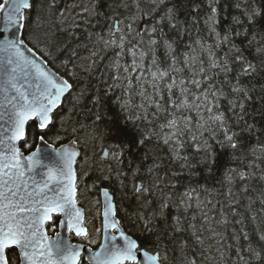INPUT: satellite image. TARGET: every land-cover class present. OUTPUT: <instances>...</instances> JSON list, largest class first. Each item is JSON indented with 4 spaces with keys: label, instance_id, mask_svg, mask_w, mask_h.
Instances as JSON below:
<instances>
[{
    "label": "snow or ice",
    "instance_id": "obj_1",
    "mask_svg": "<svg viewBox=\"0 0 264 264\" xmlns=\"http://www.w3.org/2000/svg\"><path fill=\"white\" fill-rule=\"evenodd\" d=\"M221 2L207 0L210 12L205 15L204 24L208 29V39L213 43L208 44L205 37L198 36L195 46L187 45L188 51L183 53L180 52L183 43L180 37L189 34L191 26L199 18L201 5L194 0L191 11L196 15L191 21L186 19L183 22L179 19L180 9L182 6L187 8L189 0H119V3L116 0H92L91 7L82 10L88 18L77 14L79 22L73 18L70 25L80 30L83 24L81 36L86 33L90 40L95 35L105 50L112 53L109 59L115 60L112 67L117 73L112 77L114 80L121 79L120 60L128 55L132 58V71L144 70L146 61L149 70L156 69L150 72L153 88L158 87L157 81H164L171 75V82L165 85L167 107L163 109L170 118L159 126L163 135L157 134V139L168 148L170 162L183 161L181 172L171 173L173 180L177 181L173 188L180 187L184 170H187L186 178L191 182L202 174L203 168L207 177H211L214 170L220 171L219 182L229 185L231 191V186L237 182L253 179L256 173L252 169L259 168V162H264V143H259V134L264 132V85L258 92L255 85L249 86L260 69L253 59L244 55L246 49L252 48L257 34H262L264 39V9L252 0V4L243 11L244 19L231 16L222 34ZM61 3L62 0H54L50 4L46 0L0 2V70L4 74L0 85V264H81L82 259L87 264H148L149 261L159 264L158 252L152 255L142 249L141 242L121 228L120 220L116 219L113 197L109 196L107 188L100 189L105 204L104 240L99 247L93 250L83 244H73L64 235L71 233L89 240V243H96L89 239L91 234L83 211L77 207V177L72 168L77 156V140L69 141L68 145L61 144L59 148L46 140L54 130L53 138L56 140L60 139V130L68 132L63 128L67 118L60 115L61 128L57 129L56 117L63 107L61 97L70 93L73 85L63 77H54L42 67L46 61L41 59L45 54L39 48V38L33 41L30 35L26 43L21 31L29 27L34 8L39 20L44 13L53 14ZM228 7L224 0L225 10ZM235 7L240 9L241 6L236 4ZM26 11L28 15H25ZM64 13L65 9L60 8V15L64 16ZM93 19L95 24L91 22ZM225 19H228L227 15ZM66 20L67 17L61 23ZM182 24L189 27H182ZM88 27H99L100 32H89ZM199 31L197 29L198 34ZM172 33L176 35H170ZM249 33H252L251 38ZM68 34L72 36L75 32ZM63 47L58 45L57 51H62ZM77 47L88 52L87 41ZM196 47L200 49L198 53ZM97 54L89 53L93 58ZM255 56H264V44L255 48ZM73 57L79 58V52L73 50L65 63L71 62ZM161 66H165L163 70ZM94 69V59L83 67L87 76ZM125 71H128L127 66ZM29 75L33 77L31 81L28 80ZM179 76L184 78L178 79ZM223 101L226 105L222 104ZM76 102L79 103V98ZM99 102V97H92L93 104ZM156 108L160 111L161 105L157 103ZM193 111L195 117L186 115ZM29 121L32 122L31 129L28 128ZM84 128L80 124L70 131L78 137ZM253 139L257 143H253ZM18 142H22L21 146H17ZM138 143L142 146L144 140ZM33 146L35 151H32ZM21 147L29 154L25 155ZM125 147L132 150V145ZM102 155L106 156L107 152H102ZM117 160H120L119 155ZM160 167L154 163L148 171ZM36 176H41V179L37 180ZM259 178L264 180V175ZM108 180L109 176H97L93 184ZM202 187L198 184L195 188H187L180 196L191 201L193 193ZM141 191L149 190L142 184L136 185L135 192L139 194ZM180 203L183 204L184 199ZM163 207H169V204L166 202ZM153 218L140 217L144 231L155 237L148 239L146 236L143 243L158 248L160 236H156L150 227ZM174 219L178 224L179 220ZM49 230L54 233L52 236L48 235ZM244 238L247 239V234ZM260 239L264 240V236ZM82 250L88 255L82 257ZM256 258L260 259L259 253H256ZM189 264H195V261Z\"/></svg>",
    "mask_w": 264,
    "mask_h": 264
},
{
    "label": "trees",
    "instance_id": "obj_2",
    "mask_svg": "<svg viewBox=\"0 0 264 264\" xmlns=\"http://www.w3.org/2000/svg\"><path fill=\"white\" fill-rule=\"evenodd\" d=\"M53 2L54 0H46L49 4ZM116 2L119 3V0ZM192 2L193 0H189L187 8L181 7L179 19L182 22L186 19L191 21L192 16L196 15L191 11ZM194 2L201 5L199 18L196 24L191 26L190 33L180 37L183 41L180 45L181 53L188 51L187 45L195 46L198 36L205 37L208 44L213 43L212 39H208V29L204 24V17L210 12L207 0H194ZM226 2L229 5L227 10L224 8V0L219 10L222 34L224 25L230 21L231 16L236 15L244 19V9L252 4V0H226ZM91 3L92 0H86L85 5L68 8V5H74L73 0H62L60 8L65 9L64 16L60 15V8H57L51 15L42 14L39 20L34 8L28 21L29 27L23 31L26 42L30 35L33 41L39 38V48L45 54L43 58L73 85L56 117L57 129L61 128L60 115L67 118L63 128L68 129V132L60 130L58 132L60 139L56 140L53 138L56 134L54 130L53 133H49L46 140L58 145L75 138L81 151L84 150V146L92 149L94 159L99 149L108 148V153L114 158L113 164L100 167L92 160L88 174L89 191L95 199V204L100 209V189L108 188L114 194L117 216L124 229L141 242V248L158 252L163 264H189L193 260L195 264H264V240L260 239L264 236V203H262L264 180L259 178L264 175V162H259V168L252 169L256 173L253 179L244 183L237 182L231 186V191L229 185L219 182L220 171L214 170V174L207 177L203 168H201L202 174L198 178H193L191 182L186 178L187 170H184L179 182L180 187L173 188L172 185L177 181L173 180L171 173L181 172L183 161L170 162L168 148L163 145L162 140L157 139V134L163 135L159 126L170 118L163 109L167 107L165 85L171 82V75L164 81H157L158 87L153 88L150 72L156 69L149 70L146 61L144 70L132 71V58L128 55L120 60L121 79L114 80L112 77L117 73L112 67L115 60L109 59L112 53L105 50L103 43L95 35L90 40L86 33L81 36V31L85 27L83 24L80 30L70 27L73 18H76L77 22L79 17L88 18L82 10L90 8ZM256 3L264 9V0H256ZM236 4H240V9L235 7ZM25 15H28L27 11ZM65 17H67L66 22L61 23ZM117 18H120L119 15ZM91 22L95 24L94 19ZM182 27L189 25L182 24ZM64 29L67 31H63ZM197 29L200 30L199 34ZM165 30L167 31V28ZM240 30L243 31V28ZM88 31L100 32V28L88 27ZM71 32H75V35L69 36L68 33ZM251 36L252 33H249V38ZM85 41L88 42V52L80 51L77 47ZM236 43H240L239 39ZM262 44H264L262 34H257L252 48L244 51V55L253 59L260 69L249 83L250 87L255 85L257 92L264 85V63H262L264 56H255V48ZM58 45H64L62 51H57ZM73 50L79 52V58L73 57L71 62L65 63L71 57ZM199 51V47H196V52ZM90 52L98 54L93 58L89 55ZM220 55H223V52ZM93 59L95 69L90 76H87L83 67ZM125 66L128 68L127 72ZM165 66H161V70ZM183 78L184 76L178 77V79ZM92 97H99L100 102L93 104ZM77 98L79 103L76 102ZM157 103L161 105L160 111L156 108ZM222 104L226 105V101ZM69 109L72 111L70 112ZM186 115L195 117L196 113L193 111ZM98 116L100 119H97ZM193 123L195 124V120ZM80 124L85 126L84 131L78 137H74L70 130L79 127ZM28 128H32L31 121ZM259 136V143H264V132ZM141 139L144 140L142 146L138 143ZM29 140H31L30 136ZM253 143L257 141L253 139ZM21 144L22 142L20 146ZM126 145H132V150L129 151ZM21 149L28 152L22 147ZM189 154L184 153V155ZM117 155L120 157L119 161ZM154 163L160 164L161 167L153 168L149 172L148 169ZM232 166L237 167V164ZM97 176H109L110 180L93 184ZM138 182L149 190L144 196L141 195L144 191L139 194L135 192ZM198 184L203 187L193 193L191 201L180 196L185 189L195 188ZM245 184H247L246 190ZM181 199H184L183 204L180 203ZM166 202L169 207L165 208L163 205ZM141 216L154 217L150 227L154 229L156 236H160L158 248L143 243L148 234L144 231ZM174 218L179 220L178 224ZM237 221L240 223H236ZM48 233L52 231L49 230ZM245 234L247 239L244 238ZM72 239L75 241L77 238L74 236ZM148 239L155 237L148 236ZM256 253H259L260 259L256 258ZM165 257L167 259H164ZM83 264L87 263L84 261Z\"/></svg>",
    "mask_w": 264,
    "mask_h": 264
},
{
    "label": "rangeland",
    "instance_id": "obj_3",
    "mask_svg": "<svg viewBox=\"0 0 264 264\" xmlns=\"http://www.w3.org/2000/svg\"><path fill=\"white\" fill-rule=\"evenodd\" d=\"M73 4L75 8L78 6L80 7V5L86 4V0H73ZM102 150L103 148L97 151L98 155L94 159V152L92 149L84 146V150L81 151V156L79 157L76 164L77 199L78 203L85 209V222L91 234L89 239L96 241V243L93 244L95 246L98 245L101 240V231L97 232V229H101V207L98 209L97 205L95 204V199L89 191V183L87 179L92 160L95 161L100 167H108L109 165L113 164L114 158L110 153H108L106 157H101ZM144 194H146V192H142L141 195L144 196ZM86 242L92 245V243H89V240H86ZM83 262L84 261H81V264H83Z\"/></svg>",
    "mask_w": 264,
    "mask_h": 264
},
{
    "label": "water",
    "instance_id": "obj_4",
    "mask_svg": "<svg viewBox=\"0 0 264 264\" xmlns=\"http://www.w3.org/2000/svg\"><path fill=\"white\" fill-rule=\"evenodd\" d=\"M2 2H3V0H2ZM21 31L23 32L24 29H22ZM29 47H30V46H29ZM41 59H42L43 61H46V63H42V67H44L46 71H48L49 73L53 74L54 77H63L65 80H67L64 76H62V75L59 74L57 71H55V70H54V69L48 64L47 60H45L43 57H42ZM3 76H4V74H3L2 70H0V85L3 84ZM32 79H33V77H32L31 75H29L28 80L31 81ZM34 86H35V85H33V87H34ZM67 95H68V93H66L63 97H61V102H62V104H63L64 98H65ZM29 122H30V121H29ZM73 139H75V138H71V139H69V140H67V141H65V142H63V143L58 144V145H54V144L49 143V142H48V143L51 144V145H52L53 147H55V148H59L61 144L68 145V144H69V141H71V140H73ZM17 146H20V142H18ZM75 147H76V151H77V156L75 157V160H74V163H73V165H72V168H73V171L75 172L76 177H77L76 164H77V162H78L79 157L81 156V150H80V147H79L78 142H77V144H76ZM35 150H36V149H35V147H34V149H32V151H35ZM21 151L24 152L22 149H21ZM104 151H106V152H107V155H108V152H109V151H108V148H104L102 152H104ZM24 154H25V155H28L29 153H28V152H24ZM107 155H106V156H107ZM106 156H105V155H102V153H101V157H106ZM40 171L43 172L44 170H43V169H40ZM35 178H36L37 180H40V179H41V176H36ZM138 185H141V183L138 182ZM107 189H108V188H107ZM108 194H109V196L113 197V203H114V205L116 206L115 199H114V194H113L109 189H108ZM76 200H77V197H76ZM100 201H101V240H100V243H101V242L104 240V233H103V231H102V228H103V210H104V204H105V197L101 194V191H100ZM77 207L80 208V209L83 211V215H84V218H85V210H84V208H83L81 205L78 204V201H77ZM116 210H117V208H116ZM116 219L120 220L118 216H116ZM120 226H121V228L126 232L127 235H129V236H131L133 239H135L131 234H129V233L124 229V227L122 226L121 222H120ZM110 231L112 232L113 235H117V236H118V233H116L114 230H110ZM69 234H70V233H64V235L67 236V237L71 240V242H72L73 244H83V245H85L86 248H90V249H93V250H95V249H97V248L99 247V245H98L96 248H92L91 246H89V245H87V244H84V243H81V242H75V241H72V239H71V237L69 236ZM49 236H50V235H49ZM135 240H136V239H135ZM100 243H99V244H100ZM142 249H144V248H142ZM144 250H146V249H144ZM146 251H148V250H146ZM148 252H149L150 254H152V255H155V254H156V252H151V251H148ZM86 255H88V253H87L86 251L82 250V252H81V256L84 257V256H86ZM85 261H86V260H85ZM86 262H87V261H86ZM148 264H151V262L149 261ZM159 264H163V263L160 261Z\"/></svg>",
    "mask_w": 264,
    "mask_h": 264
},
{
    "label": "flooded vegetation",
    "instance_id": "obj_5",
    "mask_svg": "<svg viewBox=\"0 0 264 264\" xmlns=\"http://www.w3.org/2000/svg\"><path fill=\"white\" fill-rule=\"evenodd\" d=\"M25 14H26V12H25ZM27 43V42H26ZM30 46V45H29ZM31 47V46H30ZM35 147V146H34ZM34 149V148H33ZM77 201H78V199H77ZM79 204V203H78ZM80 205V204H79ZM82 206V205H81ZM83 207V206H82ZM84 208V207H83ZM85 210V209H84ZM100 217H101V212H100ZM86 227H87V225H86ZM88 228V227H87ZM54 233L52 232V233H48V235H50V236H52ZM69 236L71 237L72 236V238H74V236L70 233L69 234ZM71 238V239H72ZM77 239H75V242H81V243H84V244H87V245H89V246H91L92 248H96L98 245H90V244H88L87 242H86V240H84V239H81V238H79V237H76ZM72 241H74L73 239H72ZM81 261H85V260H81ZM86 262V261H85ZM87 263V262H86Z\"/></svg>",
    "mask_w": 264,
    "mask_h": 264
}]
</instances>
